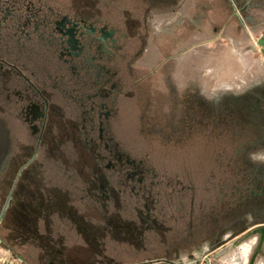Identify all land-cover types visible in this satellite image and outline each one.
Masks as SVG:
<instances>
[{
  "label": "rangeland",
  "instance_id": "obj_1",
  "mask_svg": "<svg viewBox=\"0 0 264 264\" xmlns=\"http://www.w3.org/2000/svg\"><path fill=\"white\" fill-rule=\"evenodd\" d=\"M38 1L115 26L122 48L104 97L79 89L71 72L61 78L44 38L18 50L0 28V57L53 101L33 157L38 134L14 107L17 75L10 67L15 77L0 78V262L228 264L255 235L240 264H264V197L245 199L251 185L264 186V28H246L258 21L252 9L226 0ZM73 88L111 109L101 139Z\"/></svg>",
  "mask_w": 264,
  "mask_h": 264
},
{
  "label": "flooded vegetation",
  "instance_id": "obj_2",
  "mask_svg": "<svg viewBox=\"0 0 264 264\" xmlns=\"http://www.w3.org/2000/svg\"><path fill=\"white\" fill-rule=\"evenodd\" d=\"M46 8L43 9L38 0H0V28L7 30L15 39L14 45L18 50L21 49V45L30 41L33 35L44 38L46 48L53 54L56 62L61 68L65 67L64 72H59L61 78L65 77V72H71L75 79L74 82L79 84V89L87 85L97 87L94 95L103 92L104 97H108L109 89L113 91L115 87L116 72L113 68L120 59L122 48L119 44L117 28L101 21L97 16H73L67 13L62 14L50 6ZM19 35L24 38L23 44ZM5 64L9 65L8 68L4 67ZM9 68L10 71L16 73V78L12 72L7 71ZM0 69L3 72L0 73V78L10 74L19 84L12 90L14 107L18 115L23 116V121L28 124L31 133L38 134L37 146L41 136L50 129L52 98L47 96L29 76L24 75L19 66L10 64L1 57ZM107 86V90H103ZM73 90H75V99L80 106H86L81 111L92 121H95L94 116L97 117V131L101 139L104 122L109 118L111 109L103 100L95 105L91 99L92 94L84 97L81 95L83 92L79 94L76 88ZM6 97L9 98L10 94ZM251 100L253 107L257 106L260 101L258 97ZM104 146L109 149L108 144ZM111 162L109 160L108 163ZM261 197H264V186L255 184L250 186L245 199L258 200ZM256 241L257 237L254 235L241 243L243 250L238 248L234 251V254H237L235 259L239 262L238 264L242 260L240 257L246 258L252 252Z\"/></svg>",
  "mask_w": 264,
  "mask_h": 264
},
{
  "label": "crops",
  "instance_id": "obj_3",
  "mask_svg": "<svg viewBox=\"0 0 264 264\" xmlns=\"http://www.w3.org/2000/svg\"><path fill=\"white\" fill-rule=\"evenodd\" d=\"M227 2L230 3V6L235 9L236 11H240L243 10L245 11L246 9H252V15H255L258 17V21L254 24L251 23V25H245L246 28H248V26H251V28H264V0L262 1V3L258 4L256 2H252L253 0H226ZM262 34H264V32L259 33V35L257 36L260 37L262 36ZM263 61H264V57H263ZM229 84H224V87H228Z\"/></svg>",
  "mask_w": 264,
  "mask_h": 264
},
{
  "label": "built area",
  "instance_id": "obj_4",
  "mask_svg": "<svg viewBox=\"0 0 264 264\" xmlns=\"http://www.w3.org/2000/svg\"><path fill=\"white\" fill-rule=\"evenodd\" d=\"M0 264H20L17 260L3 261ZM134 264H197L196 260L190 261V259L181 258L176 260H158V261H145Z\"/></svg>",
  "mask_w": 264,
  "mask_h": 264
},
{
  "label": "water",
  "instance_id": "obj_5",
  "mask_svg": "<svg viewBox=\"0 0 264 264\" xmlns=\"http://www.w3.org/2000/svg\"><path fill=\"white\" fill-rule=\"evenodd\" d=\"M257 45L260 47V52L262 53V55H263V57H264V35H262V36H260L258 39H257ZM36 150H37V146H36V148H35V151H34V155H33V157L35 156V152H36ZM32 157V158H33ZM31 158V159H32ZM11 196V192H9L8 193V198ZM6 203H7V201H6ZM5 207H6V204H5V206L2 208V210L0 211V219H1V217L3 216V214H4V209H5ZM21 258H23V257H21Z\"/></svg>",
  "mask_w": 264,
  "mask_h": 264
},
{
  "label": "bare ground",
  "instance_id": "obj_6",
  "mask_svg": "<svg viewBox=\"0 0 264 264\" xmlns=\"http://www.w3.org/2000/svg\"><path fill=\"white\" fill-rule=\"evenodd\" d=\"M236 256H237V254L231 253L229 256L223 258L222 260L228 262V264H238L239 262H237L235 259Z\"/></svg>",
  "mask_w": 264,
  "mask_h": 264
}]
</instances>
